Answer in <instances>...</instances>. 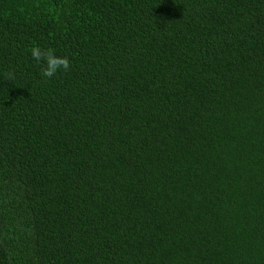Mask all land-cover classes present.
<instances>
[{
    "label": "trees",
    "instance_id": "trees-1",
    "mask_svg": "<svg viewBox=\"0 0 264 264\" xmlns=\"http://www.w3.org/2000/svg\"><path fill=\"white\" fill-rule=\"evenodd\" d=\"M0 264H264V0H0Z\"/></svg>",
    "mask_w": 264,
    "mask_h": 264
},
{
    "label": "clouds",
    "instance_id": "clouds-1",
    "mask_svg": "<svg viewBox=\"0 0 264 264\" xmlns=\"http://www.w3.org/2000/svg\"><path fill=\"white\" fill-rule=\"evenodd\" d=\"M31 56L39 63L44 62L41 75L44 78H52L58 71H68L70 68V61L67 57H58L52 50H43L39 46H34L31 49ZM6 80L13 81L15 79L14 73H8Z\"/></svg>",
    "mask_w": 264,
    "mask_h": 264
}]
</instances>
